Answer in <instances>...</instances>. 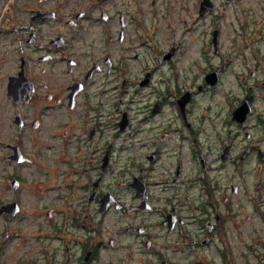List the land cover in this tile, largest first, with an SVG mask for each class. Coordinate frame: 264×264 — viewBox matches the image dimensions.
<instances>
[{"label": "flooded vegetation", "instance_id": "flooded-vegetation-1", "mask_svg": "<svg viewBox=\"0 0 264 264\" xmlns=\"http://www.w3.org/2000/svg\"><path fill=\"white\" fill-rule=\"evenodd\" d=\"M241 2L0 0V264H264Z\"/></svg>", "mask_w": 264, "mask_h": 264}, {"label": "rangeland", "instance_id": "rangeland-1", "mask_svg": "<svg viewBox=\"0 0 264 264\" xmlns=\"http://www.w3.org/2000/svg\"><path fill=\"white\" fill-rule=\"evenodd\" d=\"M233 9L237 10V12L242 11L244 14H248L249 17L254 15L253 26L264 28V0H242L241 4L236 5ZM227 10H232V8L229 7ZM258 20L259 23L254 25ZM260 42H264V39Z\"/></svg>", "mask_w": 264, "mask_h": 264}]
</instances>
